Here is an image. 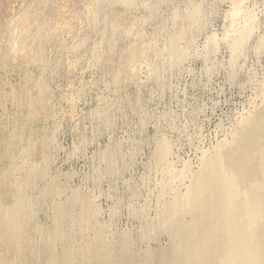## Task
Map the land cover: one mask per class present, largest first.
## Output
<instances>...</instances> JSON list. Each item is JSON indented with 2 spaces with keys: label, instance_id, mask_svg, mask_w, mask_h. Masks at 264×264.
I'll use <instances>...</instances> for the list:
<instances>
[{
  "label": "rangeland",
  "instance_id": "rangeland-1",
  "mask_svg": "<svg viewBox=\"0 0 264 264\" xmlns=\"http://www.w3.org/2000/svg\"><path fill=\"white\" fill-rule=\"evenodd\" d=\"M263 110L264 0H0V264H190L204 237L250 240L264 161L221 174Z\"/></svg>",
  "mask_w": 264,
  "mask_h": 264
},
{
  "label": "bare ground",
  "instance_id": "bare-ground-1",
  "mask_svg": "<svg viewBox=\"0 0 264 264\" xmlns=\"http://www.w3.org/2000/svg\"><path fill=\"white\" fill-rule=\"evenodd\" d=\"M257 122L261 128L259 127V129L254 133L251 129H249L243 137L241 146H235L232 152H230L228 155H225L229 161L224 165L221 174V181L224 184L228 185L241 181L249 184L247 180L252 178L254 175V170L258 168L253 166L254 161H256L258 158H262L264 161V110L257 119ZM263 170L264 168L262 171ZM212 197L218 198V200H214L216 204H220L221 202H226L234 198V196H228L227 193L220 194V192H218L217 195H213ZM256 197L257 199L255 200V204L248 206H252V209L254 208L255 212L252 214L254 209L251 211V208H248L247 212L253 216L257 212L255 214L256 218H248L243 222V231L246 232L247 229L250 230L248 232L250 240L244 237L233 238L231 240L227 239L226 236L223 235L222 239L219 240L217 238L218 242L213 243L211 242L210 237H204L202 241L196 246V248L188 254V256L191 258L190 264H261L262 261H260L258 253L256 252H258L259 247L262 248V257L264 258V191ZM23 221L24 219L21 215L16 220V222L10 226L11 229L9 232L13 233V235H9L8 237L13 242L19 241L21 238L24 230ZM211 223L208 225H211ZM221 226L222 222L216 226V229ZM261 229L263 236L260 232ZM194 231L196 232V230ZM203 231L207 232L208 230L203 229ZM209 252L211 254V258L208 260L207 254ZM244 255H246V257H244ZM248 256L250 257V260L248 259Z\"/></svg>",
  "mask_w": 264,
  "mask_h": 264
}]
</instances>
